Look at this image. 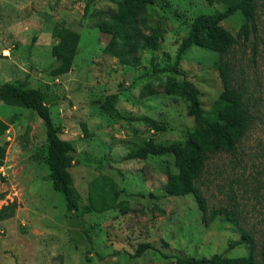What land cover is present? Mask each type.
Listing matches in <instances>:
<instances>
[{
    "label": "rangeland",
    "instance_id": "374dc122",
    "mask_svg": "<svg viewBox=\"0 0 264 264\" xmlns=\"http://www.w3.org/2000/svg\"><path fill=\"white\" fill-rule=\"evenodd\" d=\"M122 1L0 0V86L26 82L42 92L61 138L76 148L69 169L74 186L83 204L93 206L79 218L67 213L64 197L48 180L43 121L31 110L0 101V119L7 124L0 136V207L12 206L13 212L0 222V264H175L177 255L247 256L245 245L228 249L240 239L228 221H209L219 208L239 212L264 264V0H257L251 42L240 41L223 56L194 45L181 57L179 69L197 90L207 118L222 91L219 60L232 65L234 83L251 107L250 126L235 154L213 155L207 162L201 182L205 218L191 195H167L168 177L175 173L171 155L126 156L147 140L156 145L188 140L195 126L177 89L183 78L170 69L191 25L223 5L220 0H155L138 14L163 37L130 65L107 51L112 38L107 24ZM241 24L239 14L223 23L233 35ZM56 25L77 32L80 41L71 71L53 78ZM168 86L172 93L166 92ZM110 95H116L109 104L113 116L103 108ZM149 119L163 123L166 131L153 130ZM147 243L163 255L147 250L134 257Z\"/></svg>",
    "mask_w": 264,
    "mask_h": 264
},
{
    "label": "trees",
    "instance_id": "16d2710c",
    "mask_svg": "<svg viewBox=\"0 0 264 264\" xmlns=\"http://www.w3.org/2000/svg\"><path fill=\"white\" fill-rule=\"evenodd\" d=\"M223 9L213 16L196 20L190 27L187 36L181 40L176 52L175 62L170 71L182 76L183 80L178 84L185 100L188 103V113L193 118L194 130L184 144L173 143L170 145H156L151 140L141 142L133 153H129L126 159L145 160L148 156L171 155L173 157L175 173L168 177L166 193L168 196L183 197L191 195L198 209L205 218L206 201L202 194L201 182L208 160L211 156L234 155L239 143L248 130L251 123V107L247 103L241 86L234 83V71L229 62L219 60L216 70L222 83V91L215 99L209 119L200 107L197 90L185 78V74L179 69L181 57L192 46H201L219 56L227 55L233 47L239 43L251 42L255 37L257 0H220ZM155 0H123L118 3L117 14L112 15L110 29L111 41L107 51L120 61L134 65L139 63L142 52L154 48L162 39V30L150 28L146 20L139 16V11L148 5H153ZM239 14L242 24L236 35L231 34L223 25L229 17ZM147 32V33H146ZM53 35L58 42L51 48L55 65L50 70V76L57 78L69 73L77 54L80 35L72 30L64 29L56 25ZM256 49V43H253ZM173 86L166 88L167 93H172ZM153 94L149 90V95ZM116 95L106 97L103 108L109 115H115L113 108L109 106ZM0 101L5 105L21 107L31 110L43 121L46 131L47 148L44 163L47 165L48 180L52 189L60 193L65 200L67 213H79L92 210L90 204L84 205L83 199L74 186L71 167V154L76 151L74 144L61 138L60 132L53 122L49 106L45 102L44 95L39 89L29 87L26 82H5L0 86ZM149 127L157 132L166 131L163 123L147 120ZM7 128V124L0 119V136ZM4 148L0 146V167L3 165ZM12 206L0 207V222L12 216ZM223 217L233 230L240 234V239L229 244V250L240 245H245L248 255L237 258H227L222 255H213L210 258H188L174 256L175 264H259L255 252L256 243L253 236L243 226L239 212L234 208H219L211 211L209 221ZM88 241L91 237L83 230ZM152 250L163 255L155 246L147 243L140 246L134 257Z\"/></svg>",
    "mask_w": 264,
    "mask_h": 264
}]
</instances>
